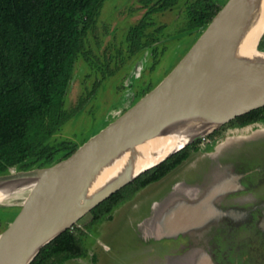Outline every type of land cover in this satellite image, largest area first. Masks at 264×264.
Returning a JSON list of instances; mask_svg holds the SVG:
<instances>
[{
	"label": "rangeland",
	"instance_id": "374dc122",
	"mask_svg": "<svg viewBox=\"0 0 264 264\" xmlns=\"http://www.w3.org/2000/svg\"><path fill=\"white\" fill-rule=\"evenodd\" d=\"M214 1L224 6L229 0ZM196 3L181 0L149 15L143 36L148 43L134 50L129 31L150 6L143 0L104 2L86 38L87 53L77 59L65 105L70 118L51 140L57 154L65 152L66 143L76 150L83 147L178 64L207 28L190 23L189 8ZM257 53L264 58V34ZM201 144L205 152L199 162L188 161L126 200L112 219L87 227L85 255L65 264H231L240 258L241 245L259 250L257 241L243 236L264 212L263 196L258 201L260 194L247 187L262 176L249 169L264 160V123H227L220 135L201 139ZM22 208L19 200L0 204V233ZM186 215L192 226L185 225ZM90 219L89 212L76 224L85 226ZM262 228H255L258 237ZM249 251L255 257L251 262L261 264L258 253Z\"/></svg>",
	"mask_w": 264,
	"mask_h": 264
},
{
	"label": "water",
	"instance_id": "95a60500",
	"mask_svg": "<svg viewBox=\"0 0 264 264\" xmlns=\"http://www.w3.org/2000/svg\"><path fill=\"white\" fill-rule=\"evenodd\" d=\"M249 2L229 0L159 84L69 158L0 174V186H34L29 201L0 233V264H31L48 243L139 175L264 106V58L258 53L260 72L241 86L223 82L225 61L235 50ZM114 169L112 183L84 201L89 185ZM131 172L137 174L128 176ZM185 219L191 225L190 216Z\"/></svg>",
	"mask_w": 264,
	"mask_h": 264
},
{
	"label": "trees",
	"instance_id": "16d2710c",
	"mask_svg": "<svg viewBox=\"0 0 264 264\" xmlns=\"http://www.w3.org/2000/svg\"><path fill=\"white\" fill-rule=\"evenodd\" d=\"M105 1L0 0V174L49 166L76 151L77 146L66 143L65 152L57 154L51 140L70 118L65 105L77 59L87 53L86 38ZM143 1L150 6L148 13L129 31L134 50L148 43L143 41L150 25L147 17L174 8L181 0ZM222 7L214 0H197L189 8L191 25L207 27ZM257 122L264 123V106L229 123L243 127ZM199 143L148 169L99 203L85 226L75 224L64 231L31 264H65L84 256L82 235L87 227L112 219L120 205L167 176Z\"/></svg>",
	"mask_w": 264,
	"mask_h": 264
},
{
	"label": "bare ground",
	"instance_id": "6f19581e",
	"mask_svg": "<svg viewBox=\"0 0 264 264\" xmlns=\"http://www.w3.org/2000/svg\"><path fill=\"white\" fill-rule=\"evenodd\" d=\"M264 30V0H250L237 30L235 50L225 61L223 82L227 87L241 86L260 72L263 60L257 58V39ZM114 171H103L87 188L84 201L112 183ZM137 174L131 172L128 176ZM34 186H0V204L11 200L29 201Z\"/></svg>",
	"mask_w": 264,
	"mask_h": 264
},
{
	"label": "flooded vegetation",
	"instance_id": "af4514ba",
	"mask_svg": "<svg viewBox=\"0 0 264 264\" xmlns=\"http://www.w3.org/2000/svg\"><path fill=\"white\" fill-rule=\"evenodd\" d=\"M252 124H254V123H252ZM222 128L223 127H221L220 129H218L219 131L217 133H215V134H213L214 132L211 133L210 134V137L216 138L218 135H220ZM204 148L202 147V144L201 143H199L196 147L194 146L192 148V151H191V154L189 155V157L184 162H182L177 168H175L174 170L180 169L183 166V164L188 163V161L193 162V164L199 162L204 157V152H205ZM257 169L260 170L262 176L258 180H256V182L249 183L247 185V187H248L249 190H251L252 193L255 192L257 194L258 193L260 194L259 195L260 198L258 196V201H259V200L262 199L261 198V195L264 198V160H257L256 164L251 169H249V171L257 170ZM254 188L256 190H254ZM140 191H138L136 194L140 193ZM256 223H257V226L255 224H253V222L248 224V225H250V227L247 229L246 236L245 235L243 236V240H246L247 242L248 241H253V243H254V241H257V245H258V243L261 245L260 249L258 250V247L257 246H256V250L255 249H246V248H251L252 247L251 245H249L247 243L241 245L242 247L240 248V253H241L240 254V258L238 257V259L235 260V261H232L231 264H253L251 262L252 261L251 259H253L255 257H253V255H250L251 252L249 250H251L254 254L258 253V258L261 259V262L260 263L261 264H264V212L259 217L258 221L256 220ZM193 224L194 223H193V220H192L191 225H193ZM260 225L263 228H262V234H261V236L258 237L259 230L256 231L255 228L256 227L259 228ZM259 240H260V242H259ZM248 245H249V247H247ZM257 250H258V252H257Z\"/></svg>",
	"mask_w": 264,
	"mask_h": 264
},
{
	"label": "built area",
	"instance_id": "2783aa9c",
	"mask_svg": "<svg viewBox=\"0 0 264 264\" xmlns=\"http://www.w3.org/2000/svg\"><path fill=\"white\" fill-rule=\"evenodd\" d=\"M209 136V135H208ZM208 136L203 137L202 139H206Z\"/></svg>",
	"mask_w": 264,
	"mask_h": 264
}]
</instances>
